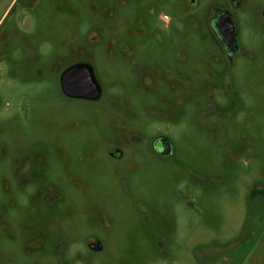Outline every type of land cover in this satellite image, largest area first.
Returning a JSON list of instances; mask_svg holds the SVG:
<instances>
[{"label": "rangeland", "instance_id": "rangeland-1", "mask_svg": "<svg viewBox=\"0 0 264 264\" xmlns=\"http://www.w3.org/2000/svg\"><path fill=\"white\" fill-rule=\"evenodd\" d=\"M238 1L230 59L212 19L231 0H0V264L245 257L264 231V0ZM77 58L101 98L63 93Z\"/></svg>", "mask_w": 264, "mask_h": 264}, {"label": "flooded vegetation", "instance_id": "flooded-vegetation-1", "mask_svg": "<svg viewBox=\"0 0 264 264\" xmlns=\"http://www.w3.org/2000/svg\"><path fill=\"white\" fill-rule=\"evenodd\" d=\"M190 1L192 3H195V0H190ZM230 3H231V8L223 7V8L217 9L212 19V23L217 32L219 41L221 45L223 46L226 54L228 55L230 59H234L236 56H238L242 52L243 48H242V44H241V40L239 36L238 22H237L236 16L232 9H236L240 7L241 4L238 0H231ZM263 16H264V12H263ZM69 69H74V76L72 78L74 82H77L78 80L80 82L84 81V78H86L87 76V71H89L90 69H93L95 73L94 66L92 65L90 61L86 59L77 58L73 62L69 63V65L64 70H62L60 73L61 88H62L63 93L67 97L86 99V100H97L101 98L102 93L100 97H98L97 99L68 95L64 91V88L62 85V76ZM95 76H96V73H95ZM80 88L82 87L77 86V85H72L71 87V89L74 90L75 92L76 90H79ZM153 148H154L155 153L159 157H162V158L170 157L173 154L172 142L170 138L165 135H159L154 139ZM111 153L115 157H122V152L119 150L115 152H111ZM21 161L22 162L20 163V165L17 167V170H16V174L20 178L30 175L33 170V164H32V161L29 159V157H24ZM89 247L90 249L94 251H100L103 249V246L99 239L90 241Z\"/></svg>", "mask_w": 264, "mask_h": 264}, {"label": "water", "instance_id": "water-1", "mask_svg": "<svg viewBox=\"0 0 264 264\" xmlns=\"http://www.w3.org/2000/svg\"><path fill=\"white\" fill-rule=\"evenodd\" d=\"M74 76V69L67 70L62 76V85L64 91L70 96H77V97H86L91 99H97L100 97L102 93V88L95 76L94 70L90 69L87 71V76L84 78V81L74 82L72 80ZM72 85L81 86L79 90L71 89Z\"/></svg>", "mask_w": 264, "mask_h": 264}, {"label": "crops", "instance_id": "crops-1", "mask_svg": "<svg viewBox=\"0 0 264 264\" xmlns=\"http://www.w3.org/2000/svg\"><path fill=\"white\" fill-rule=\"evenodd\" d=\"M264 264V231L259 240L253 244L240 262H229L228 264Z\"/></svg>", "mask_w": 264, "mask_h": 264}, {"label": "built area", "instance_id": "built-area-1", "mask_svg": "<svg viewBox=\"0 0 264 264\" xmlns=\"http://www.w3.org/2000/svg\"><path fill=\"white\" fill-rule=\"evenodd\" d=\"M165 18H167V16H165Z\"/></svg>", "mask_w": 264, "mask_h": 264}]
</instances>
